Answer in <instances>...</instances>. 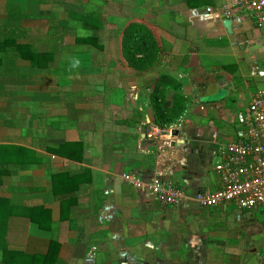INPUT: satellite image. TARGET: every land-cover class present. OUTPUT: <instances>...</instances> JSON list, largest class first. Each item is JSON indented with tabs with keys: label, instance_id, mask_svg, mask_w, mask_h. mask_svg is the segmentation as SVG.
Returning <instances> with one entry per match:
<instances>
[{
	"label": "crops",
	"instance_id": "crops-1",
	"mask_svg": "<svg viewBox=\"0 0 264 264\" xmlns=\"http://www.w3.org/2000/svg\"><path fill=\"white\" fill-rule=\"evenodd\" d=\"M234 2L0 0V264H264V213L150 192L158 172L220 190L264 93V33ZM177 117L175 146L141 153Z\"/></svg>",
	"mask_w": 264,
	"mask_h": 264
},
{
	"label": "built area",
	"instance_id": "built-area-1",
	"mask_svg": "<svg viewBox=\"0 0 264 264\" xmlns=\"http://www.w3.org/2000/svg\"><path fill=\"white\" fill-rule=\"evenodd\" d=\"M234 11L255 21L257 28L264 33V0H235L233 7L223 13L230 19ZM207 12L211 13L212 9ZM243 121L246 129L239 140L229 141L220 147L216 165L220 190L199 191L191 196L163 172H158L150 185V192L156 200L168 208H179L190 200L201 207L222 208L233 204L242 211L264 213V93L253 98ZM184 124L183 117L166 126L144 124V141H148L153 148L141 147V153L159 157L172 149ZM175 132L179 135L175 136ZM126 179L137 188L144 187L139 179L131 176Z\"/></svg>",
	"mask_w": 264,
	"mask_h": 264
},
{
	"label": "trees",
	"instance_id": "trees-1",
	"mask_svg": "<svg viewBox=\"0 0 264 264\" xmlns=\"http://www.w3.org/2000/svg\"><path fill=\"white\" fill-rule=\"evenodd\" d=\"M129 31H132L133 34L130 35V36L128 37V38H129V42H126V43L132 45V42H131L130 38L134 37V29L130 28ZM136 32H137V31H136ZM136 32H135V33H136ZM146 44H147V43H143V44H141V48H145V47H147ZM177 119H178V117H177L176 119L172 120V121H169L168 123H165V124H159V123H157V124H158V125H161V126H166V125L171 124L172 122L176 121Z\"/></svg>",
	"mask_w": 264,
	"mask_h": 264
},
{
	"label": "water",
	"instance_id": "water-1",
	"mask_svg": "<svg viewBox=\"0 0 264 264\" xmlns=\"http://www.w3.org/2000/svg\"><path fill=\"white\" fill-rule=\"evenodd\" d=\"M174 135H175V136H178V135H179V132H175Z\"/></svg>",
	"mask_w": 264,
	"mask_h": 264
}]
</instances>
